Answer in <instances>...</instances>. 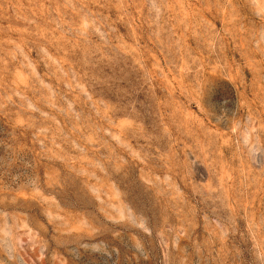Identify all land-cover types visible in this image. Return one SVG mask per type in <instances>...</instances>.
I'll return each instance as SVG.
<instances>
[{"label": "rangeland", "instance_id": "374dc122", "mask_svg": "<svg viewBox=\"0 0 264 264\" xmlns=\"http://www.w3.org/2000/svg\"><path fill=\"white\" fill-rule=\"evenodd\" d=\"M0 264H264V0H0Z\"/></svg>", "mask_w": 264, "mask_h": 264}]
</instances>
